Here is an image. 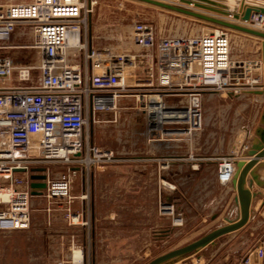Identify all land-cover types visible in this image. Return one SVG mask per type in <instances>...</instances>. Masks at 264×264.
<instances>
[{"label":"built area","instance_id":"obj_1","mask_svg":"<svg viewBox=\"0 0 264 264\" xmlns=\"http://www.w3.org/2000/svg\"><path fill=\"white\" fill-rule=\"evenodd\" d=\"M96 4L97 0L0 4V233L29 228L31 176L39 170L46 176V209L72 210L77 168L89 172L116 160L112 150L91 138L90 130L103 122L102 114L113 113L116 118L121 99H133L144 108L151 136L171 134L179 139L201 130L205 95L248 93L263 87L262 59H233L228 29L158 37L152 25L143 23L136 24L133 39L148 50L147 75L131 82L127 66L135 67V57L104 52L87 40ZM246 24L263 30L264 18L253 15ZM19 27L30 31V44L11 42ZM16 49L36 52L39 60L4 55ZM169 98L177 103L167 105ZM57 167L64 169L56 177ZM234 172L235 160L221 157L219 183L232 182ZM161 211L175 213L167 204ZM174 224L182 225V218ZM263 263L261 244L237 264Z\"/></svg>","mask_w":264,"mask_h":264},{"label":"crops","instance_id":"obj_2","mask_svg":"<svg viewBox=\"0 0 264 264\" xmlns=\"http://www.w3.org/2000/svg\"><path fill=\"white\" fill-rule=\"evenodd\" d=\"M30 1L0 0V4ZM160 1L207 13L178 2ZM249 6L246 0H241L239 12L242 14ZM246 36L250 43L261 48L260 39ZM133 43L134 47L128 54L136 58L137 69L130 75L131 82L147 75L144 55L148 50L135 41ZM75 61L80 62V59ZM248 95L259 102L262 109L263 97ZM134 102L133 99H121V109L116 115L121 116L126 111L140 112ZM166 103L173 106L177 101L169 98ZM176 136L168 134L160 138L158 134L149 135L155 139L149 141L145 148L148 158L145 163L114 162L95 166L89 172L77 168L78 174L72 186L74 200L69 212L61 209L48 211L43 194L32 195L29 228L0 233V264H138L139 250L149 249L139 246L143 237L145 241L142 244L147 246L148 238L153 243L154 237L158 240L159 235L168 236L171 231L180 230L185 219L209 217L213 228L208 234L225 223L228 225L226 217L237 221L240 216L239 206L235 204L237 192L231 182L219 183L218 162L224 155L232 157L235 162L243 160L251 137L248 138L247 133L243 142H232L223 151L203 148L201 130L191 137L184 136L183 140ZM59 175L58 171L54 176ZM261 175L264 177V171ZM211 185L220 188L221 193L212 195L213 192L208 190ZM254 190L260 189L255 185ZM260 191L262 196L252 202L253 216L242 229L172 263L237 264L243 253V248L238 245L242 244L246 234L257 231L263 235L264 241V190ZM160 200L162 204L173 206L176 214L160 213L159 216L154 205L161 203ZM176 218H182V225L174 224ZM152 247L151 244L149 250Z\"/></svg>","mask_w":264,"mask_h":264},{"label":"rangeland","instance_id":"obj_3","mask_svg":"<svg viewBox=\"0 0 264 264\" xmlns=\"http://www.w3.org/2000/svg\"><path fill=\"white\" fill-rule=\"evenodd\" d=\"M189 18L192 17L163 11L160 8L132 0H97L94 11L89 18L87 40L96 49L104 52L110 51L116 56H131L128 51L134 47V28L138 23L152 25L158 37L190 36L210 32L220 27L196 18ZM228 30L231 37V56L233 59L253 62L260 58L259 45L250 43L249 38L242 33ZM31 40L30 31L19 27L14 32L11 42L16 45H26L30 44ZM4 55H11L19 61L36 63L39 60L36 52L21 49L13 50L9 54L4 52ZM132 57H134L133 54ZM129 65L127 66V73L132 75L133 70L137 69V62L133 69ZM260 72L258 73L260 74ZM252 98L245 92L239 94L223 92L205 95L202 103L201 146L203 148L210 147L212 150L222 149L226 151L232 145V142H243L245 134L248 133V138H252L262 112L259 102ZM134 104L135 108L142 110L138 113L136 111H126L121 116L116 115V118L113 113L102 114L100 118L103 122L94 124L90 130L91 138L99 146L115 153V162L137 161L145 163L148 161L145 148L149 141L155 138L148 137L151 134L147 123L148 115L144 112V108L136 102ZM132 121H136V123L132 124ZM179 139L183 140L184 138ZM62 168L57 167L55 170L60 172L64 169ZM158 179L161 180L160 172H158ZM208 190L213 192L212 195L221 193V189L213 185ZM160 201L161 203L154 205L159 216L163 214L161 211L163 201ZM212 228L213 224L209 217L197 220L185 219L180 230L175 229L168 236L159 235L158 240L154 237L153 243H150L148 238L147 246L142 244L145 241V237H143L139 246L150 249L152 244L153 247L148 251L139 250L138 264H147L153 258L170 249L176 250L185 247L207 235ZM263 243V235L260 236L259 232L254 231L246 234L242 244L238 245L243 248L239 261L248 251ZM238 249L240 250V248Z\"/></svg>","mask_w":264,"mask_h":264},{"label":"water","instance_id":"obj_4","mask_svg":"<svg viewBox=\"0 0 264 264\" xmlns=\"http://www.w3.org/2000/svg\"><path fill=\"white\" fill-rule=\"evenodd\" d=\"M132 1L213 23L217 26L260 39L262 41L260 57L264 64V31L255 30L245 25L251 21L253 15H257L259 17L264 16V0H246V4L250 6L247 7L242 14L239 12L241 0H170L172 2H179L183 5L193 6L194 8L203 10L213 15L189 10L188 8L162 2L160 0ZM214 15H217L218 17ZM228 19H231L232 21ZM262 80L264 83V66ZM248 94L262 96L264 99V85L261 89L249 91ZM258 123L259 124L255 128L253 136L250 140V145L243 154L244 159L235 162V172L231 183L234 190L237 192L235 204L238 205L240 209V216L238 220L234 221L226 217L225 222L229 223L228 225L225 223L223 226L214 230L205 237L185 247L159 256L148 264H166L177 260L211 243H214L216 239L224 235H229L242 229L251 220L253 216V211L251 209L252 202L258 196H262L260 190H264V177L261 175V171H264V105ZM42 171L43 170H39L38 172L40 174H33L31 176L32 195L41 196L43 191L46 189V176L41 173ZM255 185L260 189L259 191L254 190Z\"/></svg>","mask_w":264,"mask_h":264},{"label":"bare ground","instance_id":"obj_5","mask_svg":"<svg viewBox=\"0 0 264 264\" xmlns=\"http://www.w3.org/2000/svg\"><path fill=\"white\" fill-rule=\"evenodd\" d=\"M246 26H247V24H245ZM264 30V29H263ZM263 30H260V31H263ZM75 42V38H73V37H71V39H70V43L71 44H73ZM123 42V41H122ZM19 48H23V47H19ZM151 99L153 100V101H155V100H158L159 99V97H151ZM152 111V110H151Z\"/></svg>","mask_w":264,"mask_h":264}]
</instances>
